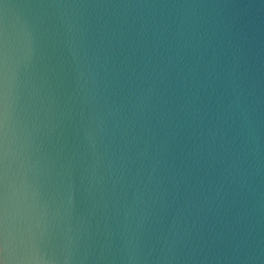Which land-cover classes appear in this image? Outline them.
Segmentation results:
<instances>
[{
	"label": "clouds",
	"instance_id": "obj_1",
	"mask_svg": "<svg viewBox=\"0 0 264 264\" xmlns=\"http://www.w3.org/2000/svg\"><path fill=\"white\" fill-rule=\"evenodd\" d=\"M3 16L0 264H264V0Z\"/></svg>",
	"mask_w": 264,
	"mask_h": 264
},
{
	"label": "water",
	"instance_id": "obj_2",
	"mask_svg": "<svg viewBox=\"0 0 264 264\" xmlns=\"http://www.w3.org/2000/svg\"><path fill=\"white\" fill-rule=\"evenodd\" d=\"M26 0H0V26L3 25L4 23V16H3V6L4 5H20L25 3ZM16 19H18V17H16ZM9 22H12V20L10 19Z\"/></svg>",
	"mask_w": 264,
	"mask_h": 264
}]
</instances>
